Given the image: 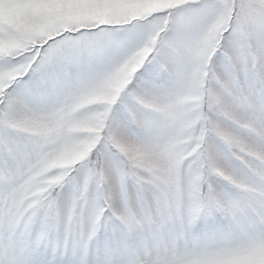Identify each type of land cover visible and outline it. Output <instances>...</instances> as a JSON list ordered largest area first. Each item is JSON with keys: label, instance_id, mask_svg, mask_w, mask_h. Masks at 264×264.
Returning a JSON list of instances; mask_svg holds the SVG:
<instances>
[{"label": "snow or ice", "instance_id": "obj_1", "mask_svg": "<svg viewBox=\"0 0 264 264\" xmlns=\"http://www.w3.org/2000/svg\"><path fill=\"white\" fill-rule=\"evenodd\" d=\"M0 264H264V0H0Z\"/></svg>", "mask_w": 264, "mask_h": 264}]
</instances>
